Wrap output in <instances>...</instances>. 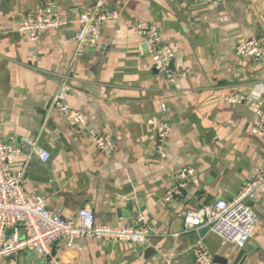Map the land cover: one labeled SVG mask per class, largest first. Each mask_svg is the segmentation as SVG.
<instances>
[{
  "label": "crops",
  "instance_id": "crops-1",
  "mask_svg": "<svg viewBox=\"0 0 264 264\" xmlns=\"http://www.w3.org/2000/svg\"><path fill=\"white\" fill-rule=\"evenodd\" d=\"M98 1L0 0L3 140L21 149L13 170L23 173L26 192L53 211L72 218L90 208L101 225L131 224L141 214L151 235L143 245L62 240L51 257L22 251L2 264H197L199 239L215 264H264V196L251 203L259 222L243 246L211 229L184 231L188 212L234 198L264 165V135L252 133L253 113L226 101L242 93L264 103V59L235 52L252 37L264 44V0H104L120 16L104 22L95 48L78 55L76 18ZM46 7L69 23L37 41L18 32L27 12ZM140 22L155 24L173 49V83L134 36ZM56 95L87 125L72 126L53 109ZM161 120L170 123L165 157L157 147ZM91 131L110 135L116 150L102 154ZM41 151L50 154L47 162ZM189 165L196 173L184 195L165 202L175 171Z\"/></svg>",
  "mask_w": 264,
  "mask_h": 264
},
{
  "label": "built area",
  "instance_id": "built-area-1",
  "mask_svg": "<svg viewBox=\"0 0 264 264\" xmlns=\"http://www.w3.org/2000/svg\"><path fill=\"white\" fill-rule=\"evenodd\" d=\"M216 3L218 0H209ZM118 11L106 7L104 0H99L87 10L78 14L76 22L79 28L75 33L76 52L84 54L95 48L101 37V26L106 21L118 19ZM66 17L52 7L27 12L18 24V32L37 41L48 31L59 29L68 24ZM134 36L143 39L147 51L152 57L154 68L162 73L169 82L175 81L174 52L170 45L162 39L158 27L149 22L135 25ZM237 55L248 57L254 61L264 59V44L252 37L238 43L235 47ZM229 104H245L253 113L251 131L257 136L264 135V103L258 97L236 93L226 96ZM52 108L59 111L72 126H86L87 119L83 113L75 110L63 96L56 95ZM160 112L167 111L162 103ZM170 133V123L161 120L157 126V147L165 157V145ZM89 136L97 149L105 155L112 154L117 145L112 137L105 133L89 132ZM34 145V141L27 139ZM21 154L18 146L3 140L0 122V264L2 260L22 251H33L43 257H51L57 243L66 240L68 246L78 238H93L107 242H126L143 245L148 242L150 229L145 224L143 215H137L131 224L101 225L96 222L92 209L82 208L75 217L67 218L53 211L45 199L29 195L23 186V173L15 172L13 165ZM42 162H47L50 154L39 153ZM196 169L183 166L175 171L174 182L164 194V201L171 203L184 195L189 180L194 177ZM264 196V165L256 176L244 183L239 193L230 200L219 199L198 210L190 211L185 216L184 231L189 232L209 226L226 242L243 246L253 236L259 222V216L252 202ZM194 253L197 264H215L203 239L196 241Z\"/></svg>",
  "mask_w": 264,
  "mask_h": 264
},
{
  "label": "water",
  "instance_id": "water-1",
  "mask_svg": "<svg viewBox=\"0 0 264 264\" xmlns=\"http://www.w3.org/2000/svg\"><path fill=\"white\" fill-rule=\"evenodd\" d=\"M208 230H210V227H209V226L203 227V228L201 229V233H202V232H205V231H208Z\"/></svg>",
  "mask_w": 264,
  "mask_h": 264
}]
</instances>
